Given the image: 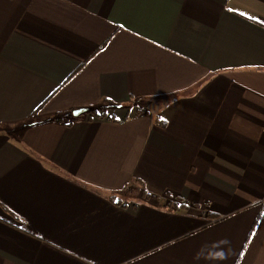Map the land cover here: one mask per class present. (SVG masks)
Listing matches in <instances>:
<instances>
[{"label":"crops","instance_id":"0c3cea01","mask_svg":"<svg viewBox=\"0 0 264 264\" xmlns=\"http://www.w3.org/2000/svg\"><path fill=\"white\" fill-rule=\"evenodd\" d=\"M0 264H264V0H0Z\"/></svg>","mask_w":264,"mask_h":264},{"label":"trees","instance_id":"16d2710c","mask_svg":"<svg viewBox=\"0 0 264 264\" xmlns=\"http://www.w3.org/2000/svg\"><path fill=\"white\" fill-rule=\"evenodd\" d=\"M143 100H145V99H143ZM102 104H106V106H107V105H112V102L110 100H103ZM142 104L141 105L139 104V106H142ZM134 105H135V103H132V104H130V107H134ZM85 110H87V109H85ZM88 110H89V112H90V114L92 116L102 117V118L107 117V110H101V108H97V107H91ZM99 111H101V114L100 115H98V112ZM60 119L61 118L59 116H56V117L53 118L54 121H59ZM110 119H112L114 121H117L114 117H111ZM156 121H158V118H156ZM29 123L30 122H27L25 125H28ZM210 218H212V217H210Z\"/></svg>","mask_w":264,"mask_h":264},{"label":"rangeland","instance_id":"374dc122","mask_svg":"<svg viewBox=\"0 0 264 264\" xmlns=\"http://www.w3.org/2000/svg\"><path fill=\"white\" fill-rule=\"evenodd\" d=\"M152 103H153L152 101H148V102L143 103L141 106V109H142V113H144V111H145L146 113H149L150 115L155 117V115L157 113V108L155 105H152ZM134 191L135 190L124 192V194H122V195L127 196V195H129V193H134Z\"/></svg>","mask_w":264,"mask_h":264},{"label":"water","instance_id":"95a60500","mask_svg":"<svg viewBox=\"0 0 264 264\" xmlns=\"http://www.w3.org/2000/svg\"><path fill=\"white\" fill-rule=\"evenodd\" d=\"M79 112H80V109H77V110H74V111H73V114L76 115V114H78Z\"/></svg>","mask_w":264,"mask_h":264}]
</instances>
